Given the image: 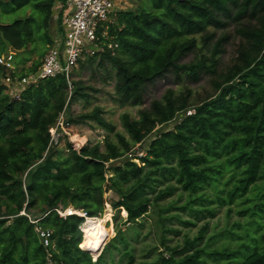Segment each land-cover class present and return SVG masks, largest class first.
Returning <instances> with one entry per match:
<instances>
[{"label":"trees","instance_id":"obj_1","mask_svg":"<svg viewBox=\"0 0 264 264\" xmlns=\"http://www.w3.org/2000/svg\"><path fill=\"white\" fill-rule=\"evenodd\" d=\"M129 1L137 4L114 13L106 35L98 33L101 49L79 61L80 67L96 57L98 66L109 64L121 104L139 105L145 86L169 71L179 79L211 75L212 93L191 104L189 89L180 93L168 89L148 108L139 109L136 118L123 113L124 133L116 132L97 107L76 117L67 115L69 122L94 121L112 134L104 139L103 152L88 144L76 151L68 149L69 142L49 147L48 129L70 102L87 100V90L93 88L74 80L69 95L64 76L57 75L41 78L12 97L1 79L7 73L15 77L16 72L0 65V264H122L124 259L133 264V247L118 224L117 235L93 259L87 250L96 251L103 240L96 242L86 233V250L81 248L79 226L84 218L62 217L56 211L72 207L100 218L109 190L118 196L110 201L114 221L123 209L124 223L135 238L138 219L156 207L157 224L163 226L162 249L142 264H264V242L260 243L264 241V0ZM54 3L0 0V55L8 50L14 56L24 52L22 64L38 56L18 77L35 72L52 44ZM23 8L27 10L23 17L4 21ZM227 21L235 24L239 38L229 65L217 69L227 36L215 41L208 57L180 62L195 51L198 35L206 42L215 36L211 29H223ZM60 23L61 18L56 32ZM175 118L174 126L160 130L144 154L128 156L157 126ZM118 159L121 163L108 164ZM208 187L220 205L235 203L236 213L246 223L234 224L243 228L248 240L242 241L239 230L229 228L220 248L201 246L205 223L183 246L166 244L165 233L171 229L163 220L177 216H161L175 206H161L159 201L181 189L188 193L181 209L214 216L202 193ZM37 227L50 230L48 246H43ZM114 250L120 253L117 262L111 257Z\"/></svg>","mask_w":264,"mask_h":264},{"label":"rangeland","instance_id":"obj_2","mask_svg":"<svg viewBox=\"0 0 264 264\" xmlns=\"http://www.w3.org/2000/svg\"><path fill=\"white\" fill-rule=\"evenodd\" d=\"M118 1H122V5H120ZM136 4L137 1L116 0V9L119 10L133 8ZM26 11V8L18 10L14 12V14H12L9 18H5L4 21H12L14 18L18 17L21 18L25 15ZM113 18L114 15L112 16V20ZM211 32H213L215 36L206 42H203L198 35L196 37L198 43L197 48L195 49V51L187 53L180 60V62L189 63L199 59V57H201L202 55L208 57L215 41L221 36H227L226 41H223L221 44V53H219L217 56V69L221 70L229 65V63L235 56L236 46L239 42V38L235 32V24L227 21L223 29H211ZM25 56L26 55L24 52H17L16 55L13 56L12 62L14 71L16 72L15 77H18L22 69L30 66L32 61L38 58V56L36 55L31 57V60H29L25 64L20 63ZM86 57L87 54H84L83 58L80 61H85ZM41 58H39V60H41ZM97 62L98 57H96L92 64L86 63L82 67H80V64L78 63L77 67L72 70V81L79 80L83 83V85L90 86L93 89L87 90L89 94L87 100L77 99L70 102L65 116L70 115L72 117H76L80 114L88 113L97 107L101 111V117L107 123L111 124L116 132L124 133L120 116L123 113H127L132 118H136L139 109L148 108L152 100L159 99L168 89H172L176 91V93H180V91L189 89L191 92L189 97V101L191 102V104H196L198 101L206 98L209 94L212 93L210 84V78L212 77L211 75L200 74L198 79L196 80H190L186 76H183L179 79L175 76V74L169 71L163 77L157 78L152 83H149L145 86L142 93L141 103L139 105H132L130 103L121 104L117 100L118 96L116 95L114 90L115 79L113 77L112 68L107 63H105L104 67L98 66ZM189 112L190 110L187 113ZM176 119L178 118H175L166 124L157 126V128L151 134H149L140 144H136L134 146L133 151L135 153H130V155L128 156H131L132 154L133 156L134 154H144V149L148 146L152 138H154V136H156V134L159 133L160 130L171 129L174 126ZM70 134L78 137L80 141L84 140L83 145H98L101 152L104 151V139L112 136L111 133H109L106 129H104L94 121L77 123L73 122V127L71 128ZM65 140L67 139L65 138L61 142V145L65 143ZM134 161L138 162L137 159H134ZM114 163H121V159L110 160V162H108V164ZM170 183L174 184V181L172 180L170 181ZM164 186L165 185H163L162 187ZM202 193L205 197L209 198L210 201L208 203L206 202L205 204L214 210V216H210L205 211H203V215L200 214L196 216L192 214L188 208L181 209V207L184 206L188 200V193L182 191L181 189L176 190L171 196L159 201L161 206H170V204L175 206L174 208L169 209V211L167 212H161V216H177V218L174 217L173 219H170V221L165 219L163 220V224L167 225V228L171 229L165 233V238L167 240L166 244L170 246H183L184 240L186 238H193L194 236H196L199 229L205 223H207L208 226L206 232L203 235V239L199 241V244L201 246L207 245L209 249L220 248L222 242L228 237L227 229L229 228L239 230V234H241L242 236L241 240L247 241L248 239L243 234V228L239 229L234 224L237 222H242L243 224L246 223L245 217H241L236 213L235 203L220 205L216 199V196L214 195L212 188L210 187L204 189ZM104 198L106 200V203L102 216L100 218L97 217L90 218L87 221L85 220L83 222L84 225H81V227L83 228L81 230V248L86 250V233H88L89 236H92L91 234H89V223L94 222L96 219H100L102 220L101 227L104 232V235L101 239L103 241L99 240L100 244L97 245L96 251L92 252L87 250L92 255H94L92 256L93 259L98 256V254L103 250L104 246L109 242V240L117 235L115 228L116 224H118V227H120V229L124 233V236L133 247V264H142L146 261L154 259L158 251L162 249L159 238L163 230V226L157 224L159 215L156 213V207H151L146 215L138 219L141 225L138 226V237L135 238L132 229L129 228L128 224L124 223L126 212L123 209H121L119 213L121 218L116 222L113 219L115 210L111 208L110 201L116 200L118 196L114 192L109 190L104 193ZM195 206H198V204ZM187 221L194 223V225L186 224L185 222ZM105 232H107L108 235H106ZM99 241L96 239V242ZM263 242L264 241H261L260 243ZM87 243L88 245H90L88 241ZM149 250L150 253H148ZM111 255L112 259L117 262L120 253L117 250H114ZM122 264H127V260L124 259L122 261Z\"/></svg>","mask_w":264,"mask_h":264},{"label":"built area","instance_id":"obj_3","mask_svg":"<svg viewBox=\"0 0 264 264\" xmlns=\"http://www.w3.org/2000/svg\"><path fill=\"white\" fill-rule=\"evenodd\" d=\"M118 3L122 5L123 2L118 1ZM53 7L54 19L57 21L61 18V30L56 32V36L53 35L52 44L44 54L39 68L35 72L21 77H11L7 73L1 79L7 93L12 97H18L25 87L35 84L41 78L57 75L64 76L70 95L72 70L77 67L84 54L93 55L101 49L98 45V33L101 36L106 35L107 24L112 21V16L117 11L116 0H55ZM13 56L12 50L1 54L0 65L6 70H13ZM65 115L64 111L60 112L54 125L48 129V146L65 147L66 142H69L70 147L68 149L78 151L84 144V140L80 141L78 137L70 134L73 122H69ZM65 138L67 140L61 145ZM68 149L66 150L68 151ZM56 211L62 217L75 214L82 216L84 221L93 218L72 207L63 210L57 209ZM81 225L79 226L80 230L83 229ZM36 231L43 246H48L50 230L37 227Z\"/></svg>","mask_w":264,"mask_h":264},{"label":"bare ground","instance_id":"obj_4","mask_svg":"<svg viewBox=\"0 0 264 264\" xmlns=\"http://www.w3.org/2000/svg\"><path fill=\"white\" fill-rule=\"evenodd\" d=\"M101 222L102 220L96 219L94 222L89 223L88 225L90 231L89 234H91V237H94V239H97L98 241L101 240L104 235L103 229L101 227Z\"/></svg>","mask_w":264,"mask_h":264},{"label":"crops","instance_id":"obj_5","mask_svg":"<svg viewBox=\"0 0 264 264\" xmlns=\"http://www.w3.org/2000/svg\"><path fill=\"white\" fill-rule=\"evenodd\" d=\"M120 3H122V1H120ZM52 23H51V31H52V38H53V35L55 36L56 35V30H57V25H56V23H57V21L54 19V16H53V18H52V21H51Z\"/></svg>","mask_w":264,"mask_h":264}]
</instances>
